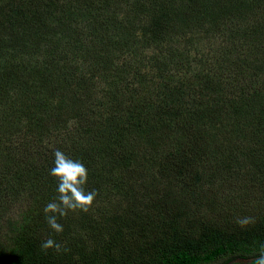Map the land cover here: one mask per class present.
Returning a JSON list of instances; mask_svg holds the SVG:
<instances>
[{
    "label": "trees",
    "instance_id": "obj_1",
    "mask_svg": "<svg viewBox=\"0 0 264 264\" xmlns=\"http://www.w3.org/2000/svg\"><path fill=\"white\" fill-rule=\"evenodd\" d=\"M56 149L98 191L60 234ZM238 185L264 194V0H0V264L260 256L264 210L241 228L189 208Z\"/></svg>",
    "mask_w": 264,
    "mask_h": 264
},
{
    "label": "clouds",
    "instance_id": "obj_2",
    "mask_svg": "<svg viewBox=\"0 0 264 264\" xmlns=\"http://www.w3.org/2000/svg\"><path fill=\"white\" fill-rule=\"evenodd\" d=\"M53 155L54 166L49 170V175L57 180L58 195L45 205L43 211L49 228L56 234H60L64 229L58 219L67 217L70 211L87 213L98 195V191L95 189L85 190L88 170L82 161L72 159L59 149H56ZM236 223L244 228L254 223V218H238ZM40 247L45 252L48 249H54L58 253L68 250L51 237L45 240ZM255 264H264V250H261L260 257L256 259Z\"/></svg>",
    "mask_w": 264,
    "mask_h": 264
},
{
    "label": "rangeland",
    "instance_id": "obj_3",
    "mask_svg": "<svg viewBox=\"0 0 264 264\" xmlns=\"http://www.w3.org/2000/svg\"><path fill=\"white\" fill-rule=\"evenodd\" d=\"M259 189L260 188L254 187V189L245 190L243 189V186L238 185L237 187L232 186L230 190L229 188H227L226 191L213 190L211 193L213 195H216L220 199L218 200L214 199L213 200L214 204L212 202V205L209 207L208 210H205L203 208L202 210L196 212L195 211L197 210L195 208L196 206H189V208L191 212L194 213V215L192 216L196 218L197 223L205 222V223H215L221 225L226 221L233 222L236 221L238 218H243V217H252L254 218L255 221L256 216L261 211L264 210V194L261 191H259ZM181 191L182 190L175 189L174 193L179 195ZM111 203L112 204L110 205H108L107 203L104 204L106 209L113 210L117 206V208H119L121 211L125 210V203H123L121 200L112 201ZM142 208L143 206L141 203L138 209H142ZM147 211L148 210L144 211V213H146ZM144 219L147 221H151L152 223L158 221V219L149 218V217ZM135 226H139L138 223ZM76 227L79 226L76 225ZM76 232L77 234H75V236H81L83 238H86V235L83 232L79 230H77ZM199 233H200V228L197 227L194 234L195 236H198ZM136 237L138 241L139 236ZM131 252H133L132 256L135 260H141L138 259L139 256H143L142 258L143 260H147L151 256V254L148 251H139L137 247L131 248Z\"/></svg>",
    "mask_w": 264,
    "mask_h": 264
},
{
    "label": "flooded vegetation",
    "instance_id": "obj_4",
    "mask_svg": "<svg viewBox=\"0 0 264 264\" xmlns=\"http://www.w3.org/2000/svg\"><path fill=\"white\" fill-rule=\"evenodd\" d=\"M260 256H255L252 258H231V259H220L213 264H255L256 259Z\"/></svg>",
    "mask_w": 264,
    "mask_h": 264
}]
</instances>
